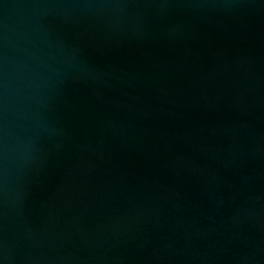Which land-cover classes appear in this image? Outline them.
<instances>
[{
  "label": "water",
  "instance_id": "obj_1",
  "mask_svg": "<svg viewBox=\"0 0 264 264\" xmlns=\"http://www.w3.org/2000/svg\"><path fill=\"white\" fill-rule=\"evenodd\" d=\"M0 264H264V0H0Z\"/></svg>",
  "mask_w": 264,
  "mask_h": 264
}]
</instances>
